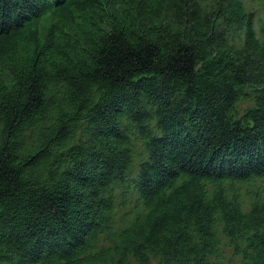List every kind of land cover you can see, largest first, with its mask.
Segmentation results:
<instances>
[{"label": "trees", "instance_id": "obj_1", "mask_svg": "<svg viewBox=\"0 0 264 264\" xmlns=\"http://www.w3.org/2000/svg\"><path fill=\"white\" fill-rule=\"evenodd\" d=\"M264 0H0V264H264Z\"/></svg>", "mask_w": 264, "mask_h": 264}, {"label": "rangeland", "instance_id": "obj_2", "mask_svg": "<svg viewBox=\"0 0 264 264\" xmlns=\"http://www.w3.org/2000/svg\"><path fill=\"white\" fill-rule=\"evenodd\" d=\"M261 5H262V7H263V9H261L262 12H263V19H262V22H264V2H261Z\"/></svg>", "mask_w": 264, "mask_h": 264}]
</instances>
